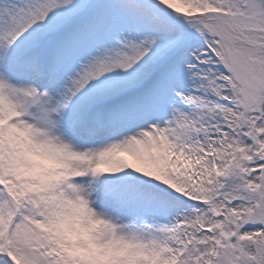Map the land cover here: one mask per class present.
<instances>
[{
    "label": "snow or ice",
    "instance_id": "6c2138e0",
    "mask_svg": "<svg viewBox=\"0 0 264 264\" xmlns=\"http://www.w3.org/2000/svg\"><path fill=\"white\" fill-rule=\"evenodd\" d=\"M0 264H264V0H0Z\"/></svg>",
    "mask_w": 264,
    "mask_h": 264
}]
</instances>
